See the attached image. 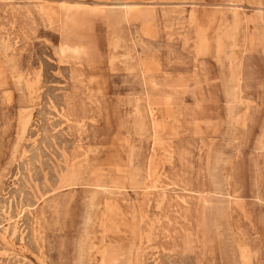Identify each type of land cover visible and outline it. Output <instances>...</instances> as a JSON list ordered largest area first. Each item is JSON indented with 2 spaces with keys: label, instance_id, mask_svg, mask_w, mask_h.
<instances>
[{
  "label": "rangeland",
  "instance_id": "obj_1",
  "mask_svg": "<svg viewBox=\"0 0 264 264\" xmlns=\"http://www.w3.org/2000/svg\"><path fill=\"white\" fill-rule=\"evenodd\" d=\"M11 57L0 264H264V0H0Z\"/></svg>",
  "mask_w": 264,
  "mask_h": 264
},
{
  "label": "bare ground",
  "instance_id": "obj_2",
  "mask_svg": "<svg viewBox=\"0 0 264 264\" xmlns=\"http://www.w3.org/2000/svg\"><path fill=\"white\" fill-rule=\"evenodd\" d=\"M164 1V0H163ZM261 9V8H260ZM126 19L127 21L129 22V18L128 16H126ZM134 39V38H133ZM134 42V41H133ZM138 55V54H137ZM18 63L16 62L15 58L14 57H11V58H6V59H2L0 60V87H6L8 85H10L11 83H15L16 86H18V89H22L26 86L28 87V89H31L32 90V86L35 85V82L31 81L30 79L26 78V77H23L19 72H18ZM75 73V72H74ZM10 75V76H9ZM73 78V77H72ZM33 82V83H32ZM33 84V85H32ZM19 91V90H18ZM6 95V94H5ZM8 95V94H7ZM29 121H30V117L28 115H24L23 113H21L18 117V121H17V136L18 138L20 139L22 137V135L25 133L27 127H28V124H29ZM19 141V140H18ZM11 151V150H10ZM79 155L75 156L72 158V161H75V162H78L79 163V167H83L86 165L87 161L88 160H84V158L87 159V156H86V153L84 152L83 153V150L78 152ZM83 153V155L81 154ZM24 154V153H23ZM81 154V155H80ZM15 158V154L11 151V153L9 154V157H7V160H11V159H14ZM76 159V160H75ZM5 162V161H4ZM80 177V176H79ZM72 178V177H71ZM73 179L74 180H77L76 179V174L74 172V175H73ZM87 183V182H86ZM90 185H92V187L96 188V189H99V190H103V191H107L109 190L110 187H113L112 185H107V184H103V183H100L99 181L97 180H94L92 182H88ZM184 191H190L189 188L187 187H184ZM258 198V197H257ZM260 199V197L258 198ZM39 203V202H38ZM27 208V212L29 211L31 214H34L36 210L32 209V206L31 205H27L26 206ZM4 211V210H3ZM36 218V217H35ZM33 220V219H32ZM38 220H41V216L38 218ZM39 223V222H38ZM41 223V221H40ZM1 229V228H0ZM6 229V228H5ZM35 231V229H34ZM4 233L6 234L7 236V230L6 232L4 231ZM15 234L16 232L14 231L12 235L10 236H13L12 239L15 237ZM3 235V234H2ZM4 236V235H3ZM2 236V238H3ZM40 236V235H39ZM38 236V237H39ZM33 237V236H32ZM35 238V237H33ZM38 241V240H37ZM36 241V242H37ZM40 241V239H39ZM38 241V242H39ZM4 242V241H3ZM166 246V244L164 245ZM241 250V249H240ZM243 251H245L243 249ZM245 254V252H244ZM242 257V256H241ZM251 257V256H250ZM243 258V257H242ZM248 258V256H247ZM249 260V259H248ZM40 261H41V264H48L47 263V260L44 256V253L42 252L41 256H40ZM250 262V261H249Z\"/></svg>",
  "mask_w": 264,
  "mask_h": 264
},
{
  "label": "crops",
  "instance_id": "obj_3",
  "mask_svg": "<svg viewBox=\"0 0 264 264\" xmlns=\"http://www.w3.org/2000/svg\"><path fill=\"white\" fill-rule=\"evenodd\" d=\"M34 103H35V102H34ZM34 103H31V104H30V103H27V102H25L24 100H22V104H24V105H31L32 109H33ZM24 105H23V107H22L23 109L21 110L20 114H21V113L24 114L26 111H28V110L31 109L30 107H25ZM20 114H19V115H20Z\"/></svg>",
  "mask_w": 264,
  "mask_h": 264
}]
</instances>
